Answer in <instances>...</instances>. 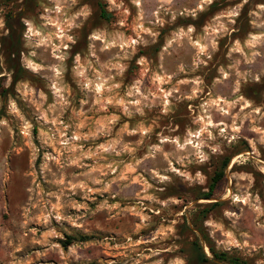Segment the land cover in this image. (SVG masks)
I'll use <instances>...</instances> for the list:
<instances>
[{"label": "clouds", "instance_id": "9594fccd", "mask_svg": "<svg viewBox=\"0 0 264 264\" xmlns=\"http://www.w3.org/2000/svg\"><path fill=\"white\" fill-rule=\"evenodd\" d=\"M0 264H264V0H0Z\"/></svg>", "mask_w": 264, "mask_h": 264}]
</instances>
